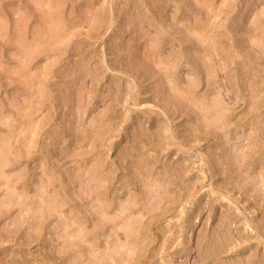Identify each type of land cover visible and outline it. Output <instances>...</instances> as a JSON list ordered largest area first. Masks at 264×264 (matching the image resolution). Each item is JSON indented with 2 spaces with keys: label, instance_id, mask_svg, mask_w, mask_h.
Wrapping results in <instances>:
<instances>
[{
  "label": "rangeland",
  "instance_id": "rangeland-1",
  "mask_svg": "<svg viewBox=\"0 0 264 264\" xmlns=\"http://www.w3.org/2000/svg\"><path fill=\"white\" fill-rule=\"evenodd\" d=\"M0 264H264V0H0Z\"/></svg>",
  "mask_w": 264,
  "mask_h": 264
},
{
  "label": "bare ground",
  "instance_id": "bare-ground-1",
  "mask_svg": "<svg viewBox=\"0 0 264 264\" xmlns=\"http://www.w3.org/2000/svg\"><path fill=\"white\" fill-rule=\"evenodd\" d=\"M208 258V257H207Z\"/></svg>",
  "mask_w": 264,
  "mask_h": 264
}]
</instances>
